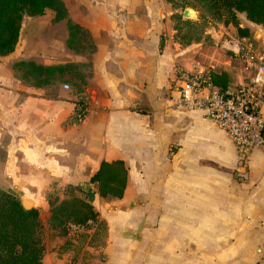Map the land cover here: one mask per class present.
Wrapping results in <instances>:
<instances>
[{"label": "crops", "instance_id": "obj_1", "mask_svg": "<svg viewBox=\"0 0 264 264\" xmlns=\"http://www.w3.org/2000/svg\"><path fill=\"white\" fill-rule=\"evenodd\" d=\"M61 1L94 50L89 57L72 52L66 21L54 22L50 10L23 19L14 52L0 57V187L13 174L28 188L79 189L105 228L83 233L80 264H264V150L250 152L243 164L227 135L202 113L173 107L176 68L201 58L204 68L227 73L234 86L237 71L233 81L222 50L231 57L251 42L264 53L262 27L238 14L236 24L219 23L204 32L210 37L183 46L167 0ZM46 16L61 28L65 47L57 55L47 49L41 58L30 51ZM208 38L216 40L211 52ZM21 60L78 65L84 103L52 84L21 82L12 69ZM117 161L127 172L123 194L101 197L90 179L103 162ZM44 202L32 203L44 211ZM76 238L46 231L42 264H64L71 256L60 254L61 244Z\"/></svg>", "mask_w": 264, "mask_h": 264}, {"label": "trees", "instance_id": "obj_2", "mask_svg": "<svg viewBox=\"0 0 264 264\" xmlns=\"http://www.w3.org/2000/svg\"><path fill=\"white\" fill-rule=\"evenodd\" d=\"M199 1L207 6L211 16L220 23L236 24L237 15L244 14L248 21L260 25L264 30V0ZM47 10L54 13V22L66 21L69 32L68 48L76 40L77 33L88 34L68 18L67 10L61 0H0V57L14 52L19 42L24 17H41ZM178 18L181 19L180 16ZM237 32L239 34L241 32L238 26ZM89 39L91 41L90 36ZM91 46L89 55L94 50L92 41ZM65 65L43 66L33 61L21 60L16 62L12 69L23 83L53 85L52 79L64 73ZM68 68L70 67L67 66ZM77 68L78 65L73 64L71 71L76 73ZM210 77L213 85L219 89H225L229 85L228 74L223 71L211 72ZM126 175V169L121 161L103 162L90 182L97 185V192L101 197L119 198L125 188ZM67 205H69L68 209ZM67 205L58 206L52 212L55 216H62L59 217L61 225L67 222L84 225L89 221H97L98 214L87 201L76 199ZM41 230L37 209L25 210L14 193L0 190V264H42L45 248Z\"/></svg>", "mask_w": 264, "mask_h": 264}, {"label": "rangeland", "instance_id": "obj_3", "mask_svg": "<svg viewBox=\"0 0 264 264\" xmlns=\"http://www.w3.org/2000/svg\"><path fill=\"white\" fill-rule=\"evenodd\" d=\"M173 7V10L175 13L170 17L175 29L177 30V39L181 42L183 46L187 42L190 41H196L199 40L202 36L204 37H210V35L206 36L204 32H206L207 29L215 28L218 30V24L220 23L219 20L214 19L211 15V12L205 6L201 1L199 0H167ZM185 10H191L194 12V17L191 19L184 18L183 12ZM50 15H54L51 12H49ZM193 15V14H192ZM181 17L179 19L178 17ZM24 18H27L25 16ZM50 16H46V18H43L42 21L37 24L36 28L34 29L35 35L38 37L37 43H34L33 46H35V49L32 48L30 51L34 54H39V56L42 58L49 55L50 49H53V55H57L63 47H65V39L63 37V32L59 26L51 25L50 23ZM27 20V19H26ZM28 31L25 27L22 34L21 43L19 45V50L22 49V55L24 57L25 51L23 50L26 43V38H28ZM54 36V37H53ZM76 40L72 43L71 47L69 48L72 52L76 53H83L86 54L85 56L89 57V53L91 52V41L89 39V35L85 32L77 33L76 34ZM50 38H54L55 41H49ZM48 40V41H47ZM44 41L46 44H44ZM215 41L216 40H210L209 38L206 39V51H212V48H215ZM67 44V43H66ZM68 47V46H67ZM222 58H230L231 59V65L228 66V71L233 77L234 81V72L236 71L237 62L235 61V58L232 54L231 57H229V53L225 48L222 50ZM26 61V60H25ZM197 64H199L200 68L206 69L203 67L201 62V58H196ZM16 62L12 63V68ZM196 64L194 61L191 62V65L195 66ZM88 60L83 64L85 67H89ZM67 66L70 67L67 69ZM73 64L69 63L66 64V70L62 75L54 76L52 79L53 86L60 88L61 90L66 92L70 97H77L79 101L84 103L83 96L81 95V80L77 79L75 77L74 71H71ZM192 66V67H193ZM180 68H185L184 66H179ZM224 66H222L223 68ZM235 69V70H234ZM208 70V68H207ZM210 70V68H209ZM232 81V82H233ZM68 85V89L64 90L63 86ZM233 86V84H231ZM83 115V114H82ZM21 165V170L19 175H24V164L19 163ZM13 175V174H12ZM12 175H8L7 179L11 180V183L5 184L7 186L0 187V190L4 191H10L14 193V195L22 201L23 199H27L31 202H34L35 200H44V204L46 205V209L43 211H38L39 214V221L41 224V231H42V242L44 245V238L46 231H96L98 228V231H105L104 226L101 224L99 226V222L97 221H89L84 225H76V228H71L70 225H74L72 222H67L63 225L59 223L60 216H55L52 214L53 210L61 205H67L71 204L76 199H83L79 194V189L73 188V187H57V186H51L49 187H33L28 188V183L25 181H20L19 179L15 178ZM57 184V183H56ZM97 189V185H96ZM111 197V196H106ZM84 200V199H83ZM66 208H69V205L66 206ZM32 209H36L33 205ZM62 217V216H61ZM79 226V227H77ZM84 234L78 235L76 239L77 242H68V245L65 242H62L61 248H60V254L63 255L65 253H70L69 258L67 259H73V261L76 263L79 262L80 259H83L85 257L84 254V246L86 245Z\"/></svg>", "mask_w": 264, "mask_h": 264}, {"label": "built area", "instance_id": "obj_4", "mask_svg": "<svg viewBox=\"0 0 264 264\" xmlns=\"http://www.w3.org/2000/svg\"><path fill=\"white\" fill-rule=\"evenodd\" d=\"M233 56L237 80L225 89L214 86L211 71L199 64L188 69L176 68L173 86L177 98L173 107L202 113L227 135L244 164L250 152L264 150V53L258 52L251 42H244ZM86 232L68 231L73 237ZM64 264L75 262L68 259Z\"/></svg>", "mask_w": 264, "mask_h": 264}, {"label": "water", "instance_id": "obj_5", "mask_svg": "<svg viewBox=\"0 0 264 264\" xmlns=\"http://www.w3.org/2000/svg\"><path fill=\"white\" fill-rule=\"evenodd\" d=\"M183 17L184 18H188V19H191L192 17L189 15V11L188 10H185L183 12ZM21 204H22V207L25 209V210H31L33 208V203L27 199H23L21 201Z\"/></svg>", "mask_w": 264, "mask_h": 264}, {"label": "bare ground", "instance_id": "obj_6", "mask_svg": "<svg viewBox=\"0 0 264 264\" xmlns=\"http://www.w3.org/2000/svg\"><path fill=\"white\" fill-rule=\"evenodd\" d=\"M189 11V10H188ZM189 15H190V11H189ZM191 16V15H190Z\"/></svg>", "mask_w": 264, "mask_h": 264}]
</instances>
